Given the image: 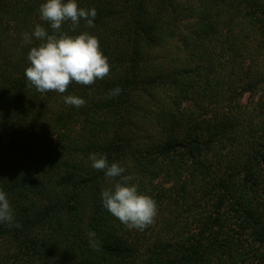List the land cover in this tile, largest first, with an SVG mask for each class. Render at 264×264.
Returning <instances> with one entry per match:
<instances>
[{
    "label": "trees",
    "instance_id": "trees-1",
    "mask_svg": "<svg viewBox=\"0 0 264 264\" xmlns=\"http://www.w3.org/2000/svg\"><path fill=\"white\" fill-rule=\"evenodd\" d=\"M43 2L0 0V189L21 225L0 224V264H264V0H77L95 27L62 30L97 37L110 75L64 94L24 76ZM90 153L156 201L151 226L103 208Z\"/></svg>",
    "mask_w": 264,
    "mask_h": 264
},
{
    "label": "clouds",
    "instance_id": "clouds-1",
    "mask_svg": "<svg viewBox=\"0 0 264 264\" xmlns=\"http://www.w3.org/2000/svg\"><path fill=\"white\" fill-rule=\"evenodd\" d=\"M39 19L50 26L51 33L41 24H36L31 31L22 33L26 45L39 42L31 47L27 55L29 66L24 71L27 86L44 94L56 92L64 94L69 86L76 83L91 86L110 75L108 58L103 55L99 40L87 31L78 35H69L63 31L68 24L76 32L84 22L86 28H94L97 18L95 8L86 9L78 5L77 0H44L40 4ZM117 86L109 90L106 98H113L121 93ZM66 105L81 108L86 101L76 95H63ZM88 159L94 170L102 171L105 178L113 181L112 187L101 191L102 206L129 229L144 231L155 222L158 215L156 201L142 194L138 186L130 183L131 175L117 162L109 163L106 155L90 153ZM0 224L9 228H20L16 222L12 206L6 192L0 189ZM95 233L89 232V245L99 250L100 244Z\"/></svg>",
    "mask_w": 264,
    "mask_h": 264
}]
</instances>
